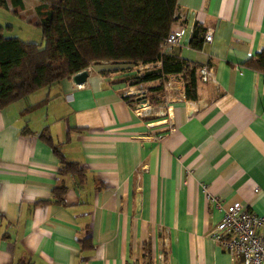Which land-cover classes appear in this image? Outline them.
Instances as JSON below:
<instances>
[{
	"label": "crops",
	"instance_id": "1",
	"mask_svg": "<svg viewBox=\"0 0 264 264\" xmlns=\"http://www.w3.org/2000/svg\"><path fill=\"white\" fill-rule=\"evenodd\" d=\"M176 4L183 35L167 53L213 71L196 73L195 99L181 74L116 83L159 63L103 64L0 110V264H241L210 238L223 213L207 196L264 215V81L243 66L264 50V0ZM157 86L153 103L133 104ZM42 131L83 177L59 174ZM60 186L63 204L40 203Z\"/></svg>",
	"mask_w": 264,
	"mask_h": 264
},
{
	"label": "trees",
	"instance_id": "2",
	"mask_svg": "<svg viewBox=\"0 0 264 264\" xmlns=\"http://www.w3.org/2000/svg\"><path fill=\"white\" fill-rule=\"evenodd\" d=\"M36 1L34 11L41 33L40 43L6 36L5 29L10 26L0 25V110L43 88H54L92 65L103 64L133 67L159 63L157 68L122 77L116 83L140 86L169 74H181L186 98L195 99L199 69L161 49L172 25L178 20L176 0ZM8 2L15 15L24 10L22 0H0V9H7ZM202 33L200 28L194 30L190 42L193 49L201 48ZM243 66L262 73L264 81V50ZM119 70L103 69L100 74L108 77ZM161 87L148 89V92H158ZM124 98L129 101V97ZM147 99L150 104L154 102L148 95ZM37 106L27 107L24 112ZM40 136L60 159L59 174L84 176V169L78 163L66 161L48 133L42 131ZM65 192V186L55 187L52 199L40 203L63 204Z\"/></svg>",
	"mask_w": 264,
	"mask_h": 264
},
{
	"label": "built area",
	"instance_id": "3",
	"mask_svg": "<svg viewBox=\"0 0 264 264\" xmlns=\"http://www.w3.org/2000/svg\"><path fill=\"white\" fill-rule=\"evenodd\" d=\"M182 35V30H170L162 43V52L166 53L179 45ZM210 40L211 34H205L204 41ZM199 75L202 82L213 79L212 69L206 66L199 69ZM147 95V88L136 90L134 104L146 106ZM207 200L223 213L220 222L210 232V238L220 244L224 251L240 258L241 264H264V215L243 210L237 204L223 206L213 197L207 196Z\"/></svg>",
	"mask_w": 264,
	"mask_h": 264
},
{
	"label": "rangeland",
	"instance_id": "4",
	"mask_svg": "<svg viewBox=\"0 0 264 264\" xmlns=\"http://www.w3.org/2000/svg\"><path fill=\"white\" fill-rule=\"evenodd\" d=\"M36 5V0H27L25 10L19 13L20 16L12 13L11 10L0 9V25L3 27L10 26L9 29H5L4 34L16 36L27 42L40 43L41 33L37 26L38 21L34 11Z\"/></svg>",
	"mask_w": 264,
	"mask_h": 264
},
{
	"label": "water",
	"instance_id": "5",
	"mask_svg": "<svg viewBox=\"0 0 264 264\" xmlns=\"http://www.w3.org/2000/svg\"><path fill=\"white\" fill-rule=\"evenodd\" d=\"M88 77V72L87 70H82L74 75L71 76V81L76 84H82L86 81V78Z\"/></svg>",
	"mask_w": 264,
	"mask_h": 264
}]
</instances>
